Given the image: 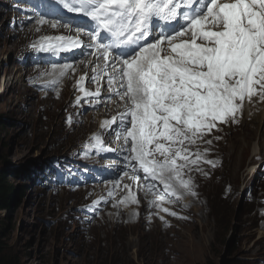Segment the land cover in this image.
I'll return each mask as SVG.
<instances>
[{
  "label": "rangeland",
  "instance_id": "rangeland-1",
  "mask_svg": "<svg viewBox=\"0 0 264 264\" xmlns=\"http://www.w3.org/2000/svg\"><path fill=\"white\" fill-rule=\"evenodd\" d=\"M5 3L11 4L0 0V79L8 77L14 85L0 95V119L5 123L0 128V170L7 174L15 199L12 211L0 213V229L21 263L264 264V128L248 126L255 119L245 108L236 122L229 121L203 143L200 154L215 152L209 156L214 163L204 165V174L201 168L188 173L195 188L191 193L196 191L192 204L183 205L189 209L188 221L160 222L152 208L131 216L128 210L137 204L104 206L96 200L107 201L109 196L96 199V189H88L85 197L84 190H51L38 182L45 166L91 143L92 132L109 115L102 114L103 107L90 110L92 102L80 95L84 86L62 99L57 94H65L64 88L45 95L36 87L46 74L31 68L25 55L35 47L34 38L42 36L36 32L29 38L35 24L17 26L19 18L26 17L6 12ZM81 77L85 87L93 85L84 74L77 79ZM102 135L108 139L109 130ZM205 194L206 200L197 203ZM115 213L118 220L113 224Z\"/></svg>",
  "mask_w": 264,
  "mask_h": 264
},
{
  "label": "snow or ice",
  "instance_id": "snow-or-ice-1",
  "mask_svg": "<svg viewBox=\"0 0 264 264\" xmlns=\"http://www.w3.org/2000/svg\"><path fill=\"white\" fill-rule=\"evenodd\" d=\"M63 6L96 22L97 29L88 33L90 47L101 53L105 71L112 68L109 92L124 105L117 126L123 125L130 179L140 180L142 171L152 182L149 192L156 181L168 196H177V186L191 192L183 170L198 163L201 154L190 160L185 142L196 143L217 122H236L246 101H264V0H188V10L176 0H63ZM181 17L185 22L179 29L151 36L161 21L171 27L168 22L179 23ZM101 30L106 35L95 43ZM44 39V51L80 44L66 37ZM70 67L64 65L59 75ZM114 79L119 89L112 87ZM91 95L99 97V89ZM156 195L159 201L151 203L159 207L165 196ZM121 202L138 200L130 191Z\"/></svg>",
  "mask_w": 264,
  "mask_h": 264
},
{
  "label": "bare ground",
  "instance_id": "bare-ground-1",
  "mask_svg": "<svg viewBox=\"0 0 264 264\" xmlns=\"http://www.w3.org/2000/svg\"><path fill=\"white\" fill-rule=\"evenodd\" d=\"M48 28V29H46ZM61 31V28H57V27H53V24L52 25H46L44 28H42L40 26L39 23H36L34 25V27L31 29V32L30 34L28 35L29 38L31 35H35L36 32H39V34L41 36L47 34V33H58ZM28 38V40H29ZM37 40V38L35 37L34 38V42ZM27 44H30V41H27ZM35 46V45H34ZM33 49H31L32 51ZM98 65H93V63L90 64V61H88L87 63H79L77 67H75V69L73 71L70 72V75L69 77L67 76L63 81H62V85L61 86V89L64 88V91H65V94H57V95H60L61 96V99L65 97V95L71 93L74 91V89L78 88V87H81V86H84L82 87L83 89L86 88V89H89V91H92V89H94V91L96 92L97 89H99L100 91V87L102 86L101 82H97V83H94L93 85L89 86L88 88L85 87V84H84V81L83 80H78L77 79V76L78 75H81V74H84L88 77V79L91 81V78H92V71H95L96 69H98ZM72 73L74 75H72ZM52 75H57V72H54L53 74H50L47 78H45L46 80L45 81H48L49 78L52 76ZM2 81H0V91L3 90V94L10 88L13 87V83L11 84L10 81L8 80V77H4L2 79H0ZM79 83V85H78ZM73 84V85H71ZM78 85V86H77ZM59 89V88H58ZM59 91V90H58ZM58 91L56 93H58ZM80 95H82V97H85L87 98V96L84 95V93L82 92ZM98 103H102L103 107L102 108V114L105 112L106 114L109 115V119L106 121V122H103V123H98V126H96L95 128V135H99L101 134L102 132L106 131V130H110L115 122H116V118H117V115L118 113H121L123 111V104L117 100L113 101L111 103V105L109 106H106V103L101 99L99 101H97ZM109 107V110H107V108ZM244 107H245V110L247 112V115L249 117H251V114H253V118L255 119V123H253L252 125H248V126H257L258 125V131L260 129V127H263L264 128V101H260L258 98H253V102L252 103H248L247 101L245 102L244 104ZM259 112L260 114V117H258V115H256L257 113ZM104 115V114H103ZM256 115V116H255ZM258 120V121H256ZM259 122V124H258ZM239 127L235 126L234 128V131L237 132ZM78 130L80 131L81 128H78ZM83 131V130H82ZM75 134V132H74ZM71 135V133L69 134V136ZM73 135V134H72ZM257 135V134H256ZM261 137H264V133L261 134ZM214 138V137H213ZM67 145V144H66ZM210 148V147H209ZM255 152L257 151V149L255 148L254 149ZM260 150V149H259ZM214 163V162H213ZM103 164L106 166L108 164H113V162H103ZM219 166V165H218ZM208 167L204 168L202 173L204 174V172L207 170ZM201 173V174H202ZM214 174V173H213ZM204 176V175H203ZM211 177V176H210ZM211 183V186L215 185V181H208L207 184H210ZM125 185H130V188H126L127 189V192H123L122 189L118 187L115 189L117 195V199L116 200H119L120 197H124V193L128 194L129 195V192L131 191L133 194L136 195L137 197V200H138V203H135L137 204L134 205L133 207L129 208V212H130V215H131V212H134V213H141L142 211H146L148 212V209L150 208V203L146 202V198L145 196L143 195L141 189H140V186L139 184H133V183H127V182H124ZM112 186L114 185H107L105 187H99V188H96L94 187V189H96V194H95V197L96 199L100 197V195H106L107 194V190L108 189H111ZM210 189V188H209ZM85 191V197L87 196V192L88 190H84ZM80 193H83L82 191ZM203 199L201 200H198V202H204L206 200V197H207V194L205 195H202ZM196 200V199H195ZM98 201V200H96ZM95 201V202H96ZM186 204H192V202L194 201V198L193 197H188L186 200ZM196 203V202H195ZM98 205V203H95ZM124 207H127L129 205H123ZM125 212H127L126 209H124ZM113 214V213H112ZM117 213H115L112 217H111V221L113 222H116L118 220V218L116 217ZM132 216V215H131ZM155 222V221H154ZM156 223V222H155ZM154 224V223H153ZM172 224V223H171ZM158 224H156L154 226V228H157ZM159 227V226H158Z\"/></svg>",
  "mask_w": 264,
  "mask_h": 264
},
{
  "label": "trees",
  "instance_id": "trees-1",
  "mask_svg": "<svg viewBox=\"0 0 264 264\" xmlns=\"http://www.w3.org/2000/svg\"><path fill=\"white\" fill-rule=\"evenodd\" d=\"M4 122L0 119V128L4 126ZM19 177L13 174V178ZM15 193L13 186L9 183L7 174L0 170V213L10 212L14 208ZM0 229V264H22L18 253L9 248L8 244L3 241Z\"/></svg>",
  "mask_w": 264,
  "mask_h": 264
},
{
  "label": "clouds",
  "instance_id": "clouds-1",
  "mask_svg": "<svg viewBox=\"0 0 264 264\" xmlns=\"http://www.w3.org/2000/svg\"><path fill=\"white\" fill-rule=\"evenodd\" d=\"M217 151V150H216ZM213 153H215V152H211L208 156H210V155H212ZM218 154V153H217ZM187 204H186V201L184 202V206H186ZM183 206V205H182ZM183 209H185V211H184V214L186 215V217L188 218V220H189V216H188V212H189V209H186V208H183ZM143 213V212H142ZM141 213V214H142ZM188 220H183V221H188ZM173 221H176V220H171V222H173ZM181 221V220H180Z\"/></svg>",
  "mask_w": 264,
  "mask_h": 264
}]
</instances>
